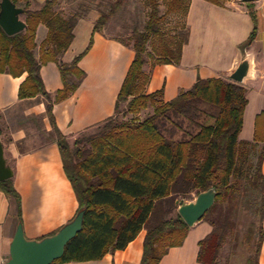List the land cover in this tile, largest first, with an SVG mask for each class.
<instances>
[{
  "label": "trees",
  "instance_id": "16d2710c",
  "mask_svg": "<svg viewBox=\"0 0 264 264\" xmlns=\"http://www.w3.org/2000/svg\"><path fill=\"white\" fill-rule=\"evenodd\" d=\"M11 1L25 13L26 27L8 35L0 26V72L13 76L27 73L19 98L45 95L50 100L47 112L55 125L53 105L79 88L85 77L79 63L91 49L94 34L103 32L125 0H114L100 12L87 47L71 62H64L62 57L83 15L74 12L65 16L56 11L61 0H45L38 9H31L32 0ZM206 1L226 4V0ZM144 3L147 19L143 29H135L127 41L120 40L131 46L135 55L114 115L73 144L55 127L64 169L79 203L77 214L84 211V216L82 229L51 264L99 260L125 249L142 230L146 234L140 264H159L170 248L183 244L190 230L178 212L179 201H191L210 188L216 190L215 203L201 220L212 230L199 241L198 261L221 264L222 250L235 234L237 212L246 205L259 219L258 226L251 222L246 234L247 243L254 247L248 262L259 264L264 240V111L256 118L253 140H241L248 103L243 84L223 77H199L191 88L170 101H164L163 88L148 93L156 65L181 63L190 37L187 16L191 0ZM247 5L253 7L254 2ZM171 16L177 20L168 28ZM251 18L254 27L247 43L257 32L254 12ZM40 24L46 26L47 34L38 45ZM49 62L58 64L63 81L54 97L47 92L40 73ZM149 106L153 112L143 120L126 118ZM0 190L16 201L20 215L21 197L13 180L0 182Z\"/></svg>",
  "mask_w": 264,
  "mask_h": 264
},
{
  "label": "crops",
  "instance_id": "0c3cea01",
  "mask_svg": "<svg viewBox=\"0 0 264 264\" xmlns=\"http://www.w3.org/2000/svg\"><path fill=\"white\" fill-rule=\"evenodd\" d=\"M32 1L37 4L36 9L45 2ZM240 3L233 0L219 6L206 0H191L187 16L190 37L183 47L181 63L156 65L147 92L163 88L164 101H170L191 88L199 77L229 79V74L247 58L251 65L242 84L247 88L248 103L239 138L251 141L256 118L264 111V0L255 1L253 7ZM251 12L256 14L257 32L254 40L247 43L254 27ZM93 25L84 17L79 20L75 38L62 57L64 62H71L87 47ZM46 34V26L40 24L38 45ZM35 55L39 57V47ZM134 55L131 46L104 32L95 33L91 49L79 63L85 71L79 88L53 105L55 125L49 118L50 100L45 95L19 98L27 73L13 76L0 72V142L6 165L13 172L10 179L21 197L19 215L16 201L0 190V264H7L11 258V244L19 225L26 239L40 241L57 233L77 215L79 203L64 169L55 127L73 144L79 135L114 115ZM40 73L47 92L54 97L63 87L58 64L49 62ZM211 230L208 222L198 221L190 227L183 244L170 248L159 264H201L197 259L199 241ZM145 234L142 230L125 249L107 253L99 260L60 264H140ZM259 264H264V240Z\"/></svg>",
  "mask_w": 264,
  "mask_h": 264
},
{
  "label": "water",
  "instance_id": "95a60500",
  "mask_svg": "<svg viewBox=\"0 0 264 264\" xmlns=\"http://www.w3.org/2000/svg\"><path fill=\"white\" fill-rule=\"evenodd\" d=\"M239 1L247 3L257 0ZM1 8L0 26L8 35L17 34L25 29L26 24L19 17L22 10L16 7L11 0H3ZM250 65L249 59H243L237 68L229 74V79L242 84L244 78L249 74ZM12 175L11 168L6 165L3 145L0 142V182L10 179ZM216 194V190L210 188L199 193L193 201H179V214L190 227L194 226L213 206ZM83 216L84 211H80L70 223L57 233L40 241L26 239L22 226L19 225L11 244V258L7 264H51L63 255L66 244L82 229Z\"/></svg>",
  "mask_w": 264,
  "mask_h": 264
},
{
  "label": "rangeland",
  "instance_id": "374dc122",
  "mask_svg": "<svg viewBox=\"0 0 264 264\" xmlns=\"http://www.w3.org/2000/svg\"><path fill=\"white\" fill-rule=\"evenodd\" d=\"M3 0H0V4ZM114 0H61L56 6V11L68 16L74 12H80L84 19L93 21L98 18L101 11L109 8ZM228 1L233 0H226ZM260 0H257L258 3ZM238 4L239 0H234ZM241 5L244 3L241 2ZM37 4L32 1L31 9H36ZM20 8V7H18ZM22 10V8H20ZM162 12L164 8H161ZM23 10L19 14L21 20H25ZM147 19V7L144 0H125L122 8L110 18L107 25L103 28V32L109 37H115L119 40L127 41L135 29L142 30ZM176 18L170 17L166 27L171 28L176 23ZM145 70H149V65ZM107 73V71L105 70ZM125 104L121 105L123 110ZM153 112L152 107L144 108L135 115H129L126 118L136 117L143 120L146 116ZM2 125V124H1ZM98 126L79 135L78 138L94 133ZM195 200V198L193 199ZM191 200V201H193ZM189 201V200H188ZM252 221L258 226V217L249 209L248 206L242 205L236 215V228L234 236L228 238L220 257L221 264H252L248 262V257L252 255L254 247L246 241V234Z\"/></svg>",
  "mask_w": 264,
  "mask_h": 264
}]
</instances>
